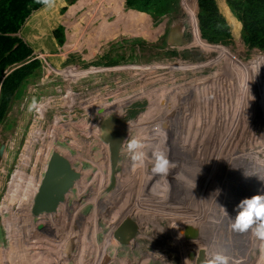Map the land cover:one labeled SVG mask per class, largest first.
<instances>
[{"label":"rangeland","instance_id":"rangeland-1","mask_svg":"<svg viewBox=\"0 0 264 264\" xmlns=\"http://www.w3.org/2000/svg\"><path fill=\"white\" fill-rule=\"evenodd\" d=\"M179 1L178 11L157 23L150 17L149 38L122 31L95 37L101 15L107 23L116 18L109 0H85L71 14V6L62 11L65 0H52L31 13L23 38L30 42L33 31L30 58L44 66L0 123V251L17 244L14 234L23 240L25 264H206V253L215 251H224L229 264H264V241L230 227L239 202L264 193V50L246 44L226 6L231 42H206L198 0ZM58 24L68 38L52 48L47 42ZM174 24L185 27V46L168 43ZM109 129L140 139L145 159L130 161L121 140L114 173ZM153 144L171 165L166 175L148 171ZM55 150L70 157L82 179L59 211L32 216L34 188ZM17 171L30 179L14 182ZM125 215L140 228L121 245L112 228ZM189 225L198 237H185ZM7 261L0 258L16 263Z\"/></svg>","mask_w":264,"mask_h":264},{"label":"trees","instance_id":"trees-1","mask_svg":"<svg viewBox=\"0 0 264 264\" xmlns=\"http://www.w3.org/2000/svg\"><path fill=\"white\" fill-rule=\"evenodd\" d=\"M83 3L85 4V0L79 1L80 7ZM179 3V0H125L127 8L142 11L139 13L136 11L123 12L124 0H109V9L116 15V18L112 23H107L104 15L98 14L101 15V22L94 29V35L106 40L122 31L149 38L150 33L147 32L151 19L149 15L157 23L167 12L178 11ZM42 5H44L42 0H4L0 2V82L2 81L0 84V123L4 120L12 100L20 95L21 88L29 78L38 74L41 66L40 58L33 60L30 58L34 51L33 47L15 34L21 30L33 9ZM198 5L201 36L209 43L229 44L232 40L233 24L224 14L226 6L236 21L241 23L246 44L251 49L264 50V0H198ZM80 7L77 4L71 6L69 13L71 14V11ZM130 15L133 19L126 20L125 17H130ZM133 20L135 23L132 25ZM64 30L65 27L61 24L55 29V37L60 45L66 40ZM71 36L73 37V34ZM93 39L96 40L94 37L89 38L90 45ZM169 53L179 54L176 50ZM188 54L185 52L184 56ZM29 58L31 60H28Z\"/></svg>","mask_w":264,"mask_h":264},{"label":"water","instance_id":"water-1","mask_svg":"<svg viewBox=\"0 0 264 264\" xmlns=\"http://www.w3.org/2000/svg\"><path fill=\"white\" fill-rule=\"evenodd\" d=\"M124 9L126 7L123 8V11ZM127 11L142 12L132 8H128L125 12ZM168 43L172 47H182L188 44L185 27L183 28L181 24L172 25ZM121 123L124 124V122ZM107 132L112 140L111 154L113 156L112 167L114 171L120 159L119 151L124 134L118 132L110 133V129ZM2 150L3 146L1 147L0 155ZM81 179L82 172L75 168L70 157L59 150L53 151L50 154L43 176L37 185L35 194L32 196L30 205L32 216L39 217L43 214L49 215L59 211L61 205L67 200L69 193ZM139 228L140 225L137 220L131 217L125 218L114 229L113 236L119 244L128 245L137 235ZM184 235L186 238H196L199 233L192 225H189L185 226Z\"/></svg>","mask_w":264,"mask_h":264},{"label":"clouds","instance_id":"clouds-1","mask_svg":"<svg viewBox=\"0 0 264 264\" xmlns=\"http://www.w3.org/2000/svg\"><path fill=\"white\" fill-rule=\"evenodd\" d=\"M42 2L48 7L53 6L52 0H42ZM206 42L208 41L206 40ZM123 147L130 161L139 163L145 159L144 146L136 136L129 135L124 138ZM148 154L150 156L149 173L154 176L166 175L171 165L162 149L153 144L148 148ZM249 174L248 172L245 173L246 176ZM258 178L264 181V177L259 175ZM219 191V189L215 191L216 195L219 194ZM220 207L228 215L227 210L223 206ZM236 208L237 213L234 218H231V229L238 232L251 230L257 239L264 241V193H257L251 197L243 198ZM204 261H206V264H229L230 257L224 251H215L210 258L206 253Z\"/></svg>","mask_w":264,"mask_h":264},{"label":"bare ground","instance_id":"bare-ground-1","mask_svg":"<svg viewBox=\"0 0 264 264\" xmlns=\"http://www.w3.org/2000/svg\"><path fill=\"white\" fill-rule=\"evenodd\" d=\"M185 2H189V0H184ZM185 8L187 9V7L185 6ZM189 13H190V15L191 16H193V18H194V20H193V24H194V32H195V37H196V42H200V43H202L201 42V39H200V34H199V29H198V27L196 26V23H195V17H194V11L190 8V9H188L187 10ZM198 44V43H197ZM206 44V43H205ZM202 45V44H201ZM210 45V44H209ZM211 47V46H210ZM215 48V47H214ZM209 49V48H208ZM165 120L166 119H164V123H165ZM169 122V121H168ZM171 122V121H170ZM165 124H167V123H165ZM164 124V125H165ZM166 127V126H165ZM164 128V127H163ZM162 125L160 126V128H159V130L160 131H162ZM166 129V128H165ZM165 131V130H164ZM165 137H166V133H165ZM167 138V137H166ZM169 139V138H168ZM170 140V139H169ZM223 144V143H222ZM121 154V153H120ZM45 170V169H44ZM26 175H28V174H25L24 172H21V171H17L16 173H15V175H14V177H13V179H14V182H17L18 180H20V181H26L27 182V180L26 179H30V177L29 178H26ZM31 176V175H30ZM111 179V178H110ZM32 180V179H31ZM38 181H40V180H38ZM30 182H32V181H30L29 180V183ZM29 183H27V184H29ZM15 184H18V183H15ZM16 188H17V186L16 185H13V189L14 190H16ZM36 188H37V184H36V186H35V190H36ZM35 192V191H34ZM201 206V205H200ZM197 210V209H196ZM28 217V216H27ZM123 217V216H122ZM120 218V217H118V219H117V221L113 224V228H112V230L113 229H115L117 226H118V224H119V220H121V219H125V218H129L128 217V215H125L124 216V218ZM29 218V217H28ZM21 219H18V222L20 221ZM16 226H18V223H16ZM10 227H13V226H10ZM14 228V227H13ZM12 228V229H13ZM17 229H18V227H17ZM114 232V231H113ZM14 237H16V242H17V244L16 245H13L12 246V248L10 249V250H8L7 252L6 251H0V258H1V261H5V260H8V261H11V263H13L14 261L16 262V263H13V264H25V262H24V258L22 257V252L25 250V248L23 247L24 245H22V250L19 248L20 247V243L23 241L22 240V238L20 239V236L19 235H17V236H15L14 234H12ZM52 237V236H51ZM10 239H11V236H10ZM22 240V241H21ZM12 242V241H11ZM15 242V241H14ZM13 242V243H14ZM30 244V243H29ZM47 244V243H46ZM61 246V245H60ZM63 246V245H62ZM61 246V247H62ZM23 248H24V250H23ZM60 249V248H59ZM57 250V249H56ZM17 251H19V252H17ZM234 252V251H233ZM20 253V254H19ZM26 256V255H25ZM24 256V257H25ZM61 260V259H60ZM7 261V262H8ZM10 264V263H9ZM27 264V263H26Z\"/></svg>","mask_w":264,"mask_h":264},{"label":"crops","instance_id":"crops-1","mask_svg":"<svg viewBox=\"0 0 264 264\" xmlns=\"http://www.w3.org/2000/svg\"><path fill=\"white\" fill-rule=\"evenodd\" d=\"M1 1H4V0H0V2ZM69 1V3H67V0H65V5H63L61 8L63 9V8H65V9H67L68 7H70V6H72L71 4L75 1V0H68ZM124 3H125V0H124ZM47 6L44 4V5H42L41 7H39V8H36V9H33V11L31 12L32 13V16L34 15V14H36L37 12L36 11H42L43 10V8H46ZM71 8V7H70ZM64 11V10H63ZM33 12H34V14H33ZM36 12V13H35ZM146 13V12H145ZM31 15V14H30ZM150 16V15H149ZM151 17V16H150ZM27 21H29V17L27 18V20H26V22H25V24H27ZM25 24L23 25V26H25ZM58 25H60V24H58ZM58 25H57V27H58ZM62 25V24H61ZM29 28H27L26 30H28ZM56 29V28H55ZM55 29L53 30V35L50 37V39H49V41L47 42L48 44H50V46L52 47V48H55V47H57L58 45L59 46H61L60 44H59V42H58V40H57V38L55 37ZM33 31H31V32H28V35L26 36L27 38H29L30 39V42H28L31 46H32V38H31V35H30V33H32ZM64 32H65V30H64ZM24 33H23V27L21 28V30L18 32V33H16L15 35H18V36H20V37H24V35H23ZM25 34H26V32H25ZM65 37L66 38H68V36L66 35V33H65ZM24 39V38H23ZM25 40V39H24ZM66 41V40H65ZM65 43V42H64ZM63 43V44H64ZM36 44H37V41H36ZM35 44V45H36ZM62 44V45H63ZM44 46L46 47V45L44 44ZM55 46V47H54ZM33 47V46H32ZM42 47V46H41ZM47 48H49V46L47 45ZM34 49V48H33ZM52 63V62H51ZM41 65H43V61L41 60ZM47 65H50L51 67H53L54 68V66H52L50 63L48 64L47 63ZM44 66V65H43ZM55 69V68H54ZM1 83H2V81H1Z\"/></svg>","mask_w":264,"mask_h":264},{"label":"built area","instance_id":"built-area-1","mask_svg":"<svg viewBox=\"0 0 264 264\" xmlns=\"http://www.w3.org/2000/svg\"><path fill=\"white\" fill-rule=\"evenodd\" d=\"M184 1V0H183Z\"/></svg>","mask_w":264,"mask_h":264}]
</instances>
